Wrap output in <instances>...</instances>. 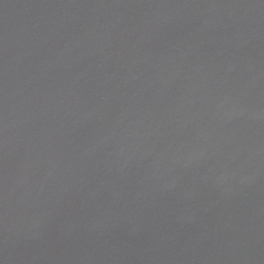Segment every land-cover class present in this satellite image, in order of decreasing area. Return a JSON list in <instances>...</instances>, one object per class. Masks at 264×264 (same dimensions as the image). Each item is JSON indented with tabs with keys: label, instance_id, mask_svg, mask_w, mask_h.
<instances>
[{
	"label": "water",
	"instance_id": "water-1",
	"mask_svg": "<svg viewBox=\"0 0 264 264\" xmlns=\"http://www.w3.org/2000/svg\"><path fill=\"white\" fill-rule=\"evenodd\" d=\"M0 264H264V0H0Z\"/></svg>",
	"mask_w": 264,
	"mask_h": 264
}]
</instances>
